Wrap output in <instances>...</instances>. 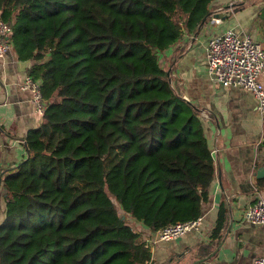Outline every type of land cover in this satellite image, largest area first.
<instances>
[{"label": "trees", "instance_id": "1", "mask_svg": "<svg viewBox=\"0 0 264 264\" xmlns=\"http://www.w3.org/2000/svg\"><path fill=\"white\" fill-rule=\"evenodd\" d=\"M211 1L0 0L45 100L25 155L1 175L0 264H147L127 213L152 230L200 213L214 158L158 52ZM255 22L264 42V2ZM222 223L220 206L213 235Z\"/></svg>", "mask_w": 264, "mask_h": 264}, {"label": "crops", "instance_id": "2", "mask_svg": "<svg viewBox=\"0 0 264 264\" xmlns=\"http://www.w3.org/2000/svg\"><path fill=\"white\" fill-rule=\"evenodd\" d=\"M247 0H212L209 13L196 30H184L178 39L158 52L171 85L200 110L204 133L214 158V175L201 202L203 219L199 228L159 240L150 245L147 264H253L261 250L262 230L258 223L242 217V210L256 195L264 197L256 168L264 163V112L256 109L252 92L239 86H220L207 74L205 46L209 36L228 27L240 29L234 19ZM212 16H218L213 21ZM32 59H21L10 41L0 56V221L4 217L5 187L1 175L26 153L28 128L42 120L21 82ZM260 80L264 85V68ZM223 207V223L212 234ZM131 227L145 239L153 230L140 220Z\"/></svg>", "mask_w": 264, "mask_h": 264}, {"label": "built area", "instance_id": "3", "mask_svg": "<svg viewBox=\"0 0 264 264\" xmlns=\"http://www.w3.org/2000/svg\"><path fill=\"white\" fill-rule=\"evenodd\" d=\"M218 16H212L218 21ZM10 24L0 17V56L10 45ZM206 71L209 77L220 86H239L252 92L256 100V109L264 112V85L260 73L264 68V44L253 37L249 31H240L228 27L218 34L208 37L205 46ZM21 87L30 90L31 100L38 112H43L45 100L42 97L39 80L26 73ZM242 217L258 223L262 230L261 250L254 257L253 264H264V197L256 195L254 200L242 210ZM203 216H195L166 223L145 238L146 244L166 240L182 234L186 230L199 228ZM208 264V263H196Z\"/></svg>", "mask_w": 264, "mask_h": 264}, {"label": "rangeland", "instance_id": "4", "mask_svg": "<svg viewBox=\"0 0 264 264\" xmlns=\"http://www.w3.org/2000/svg\"><path fill=\"white\" fill-rule=\"evenodd\" d=\"M263 2L264 0H247V2L243 4V6L240 8L241 10L238 12V19H234V22L238 21L236 25H238L240 29L242 28L245 29L246 31H249L253 37L261 41H262L261 33L257 26V23L255 22V14L257 10L262 6ZM112 199L115 203L118 212L120 214L123 213L122 209L120 208L116 200L113 197ZM126 220L130 222L132 225L135 224L133 219H131L129 216L126 218Z\"/></svg>", "mask_w": 264, "mask_h": 264}, {"label": "water", "instance_id": "5", "mask_svg": "<svg viewBox=\"0 0 264 264\" xmlns=\"http://www.w3.org/2000/svg\"><path fill=\"white\" fill-rule=\"evenodd\" d=\"M255 175L256 177H260V176H263L264 175V163L259 165L256 170H255ZM120 218H123L124 214L121 213L120 215Z\"/></svg>", "mask_w": 264, "mask_h": 264}]
</instances>
